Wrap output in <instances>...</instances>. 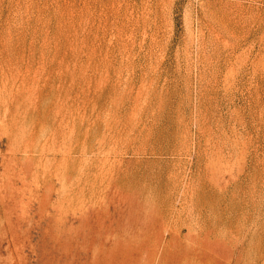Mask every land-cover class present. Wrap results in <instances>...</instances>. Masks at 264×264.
Wrapping results in <instances>:
<instances>
[{
    "label": "rangeland",
    "instance_id": "374dc122",
    "mask_svg": "<svg viewBox=\"0 0 264 264\" xmlns=\"http://www.w3.org/2000/svg\"><path fill=\"white\" fill-rule=\"evenodd\" d=\"M0 264H264V0H0Z\"/></svg>",
    "mask_w": 264,
    "mask_h": 264
},
{
    "label": "bare ground",
    "instance_id": "6f19581e",
    "mask_svg": "<svg viewBox=\"0 0 264 264\" xmlns=\"http://www.w3.org/2000/svg\"><path fill=\"white\" fill-rule=\"evenodd\" d=\"M3 31V30H2ZM8 47V46H7ZM6 52V51H5ZM9 82V81H8ZM2 93V92H1ZM6 93V92H5ZM11 94V93H10ZM8 98V97H7ZM9 99H10V97H9ZM3 101V100H2ZM1 101V102H2ZM6 101V100H5ZM5 103V102H4ZM7 104V103H6ZM4 106V105H3ZM8 106V105H7ZM7 109V108H6ZM10 110V109H9ZM5 112V111H4ZM7 112V111H6ZM6 119V118H5ZM24 246V245H23ZM18 254V253H17Z\"/></svg>",
    "mask_w": 264,
    "mask_h": 264
}]
</instances>
